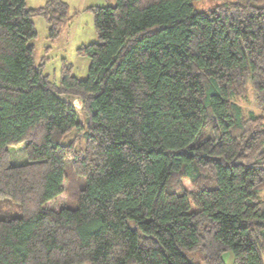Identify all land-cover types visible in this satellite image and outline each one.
Segmentation results:
<instances>
[{
	"label": "trees",
	"instance_id": "16d2710c",
	"mask_svg": "<svg viewBox=\"0 0 264 264\" xmlns=\"http://www.w3.org/2000/svg\"><path fill=\"white\" fill-rule=\"evenodd\" d=\"M195 1L91 7L56 81L34 17L69 4L0 0V264H264V6Z\"/></svg>",
	"mask_w": 264,
	"mask_h": 264
},
{
	"label": "rangeland",
	"instance_id": "374dc122",
	"mask_svg": "<svg viewBox=\"0 0 264 264\" xmlns=\"http://www.w3.org/2000/svg\"><path fill=\"white\" fill-rule=\"evenodd\" d=\"M47 0H27V4L31 7H38L45 4ZM69 4V21L62 29L59 36L51 40L49 35V26L46 19L42 16H35L34 22L37 29V36L34 38L36 58L44 59V72L50 75L51 80L58 81L63 63L67 62L72 65V73L78 78L84 79L88 75L90 66V58L86 55L79 54L78 48L83 44H88L98 40L94 25V13L91 9L93 6L114 4L115 0H64ZM225 0H196L194 5L198 10L210 9ZM255 5L264 6V0H251ZM253 97L250 96L249 103H245L248 109H254ZM74 105L80 112L82 120L85 114L82 110V101L79 98H74ZM184 184L188 189H192L189 179L184 180ZM66 186V185H65ZM68 193L65 190L54 200L47 203V206L58 210L67 201ZM192 260L202 262V253L198 250H186ZM226 262L233 264L232 254L226 252L224 254Z\"/></svg>",
	"mask_w": 264,
	"mask_h": 264
}]
</instances>
